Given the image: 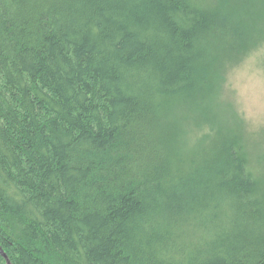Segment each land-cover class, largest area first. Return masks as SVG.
I'll return each mask as SVG.
<instances>
[{"label": "trees", "instance_id": "16d2710c", "mask_svg": "<svg viewBox=\"0 0 264 264\" xmlns=\"http://www.w3.org/2000/svg\"><path fill=\"white\" fill-rule=\"evenodd\" d=\"M263 44L264 0H0L9 264H264V166L216 115Z\"/></svg>", "mask_w": 264, "mask_h": 264}, {"label": "rangeland", "instance_id": "374dc122", "mask_svg": "<svg viewBox=\"0 0 264 264\" xmlns=\"http://www.w3.org/2000/svg\"><path fill=\"white\" fill-rule=\"evenodd\" d=\"M222 109L216 114L231 128L239 125L248 138L254 166H264V44L242 61L229 65L221 90ZM221 118V119H220ZM206 131V130H205Z\"/></svg>", "mask_w": 264, "mask_h": 264}, {"label": "water", "instance_id": "95a60500", "mask_svg": "<svg viewBox=\"0 0 264 264\" xmlns=\"http://www.w3.org/2000/svg\"><path fill=\"white\" fill-rule=\"evenodd\" d=\"M0 256H2L4 259H6L7 264H9V262H8V260H7V258H6V256L4 255V253L2 252L1 249H0Z\"/></svg>", "mask_w": 264, "mask_h": 264}]
</instances>
